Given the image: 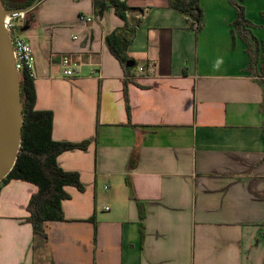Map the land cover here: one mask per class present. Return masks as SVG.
Returning <instances> with one entry per match:
<instances>
[{"label": "crops", "instance_id": "1", "mask_svg": "<svg viewBox=\"0 0 264 264\" xmlns=\"http://www.w3.org/2000/svg\"><path fill=\"white\" fill-rule=\"evenodd\" d=\"M242 3L259 43L253 66L229 0H199L198 32L170 0H127L133 67L107 44L125 25L108 0L29 11L19 29L36 58L35 107L53 112L54 140L90 142L57 158L85 190L66 186L64 219L36 234L37 186L5 184L0 264H264V0ZM140 66L153 72L130 78Z\"/></svg>", "mask_w": 264, "mask_h": 264}, {"label": "trees", "instance_id": "2", "mask_svg": "<svg viewBox=\"0 0 264 264\" xmlns=\"http://www.w3.org/2000/svg\"><path fill=\"white\" fill-rule=\"evenodd\" d=\"M34 0H3L7 8L26 7ZM108 7L115 9V12L124 21L125 25L112 32L106 37L107 44L112 53L125 65L130 59L126 50L131 43L135 25H131L127 17L130 7L127 0H108ZM237 11V19L234 22L236 32L245 38L248 51L251 57V64L256 63L259 53V43L252 33L247 29L250 22L246 18L243 0H229ZM102 12L103 3L96 2ZM173 8L185 14L194 22L199 24L197 32L201 30L203 10L199 0H170ZM32 21L31 12H27L21 28H29L28 24ZM23 26V27H22ZM22 31V30H21ZM21 78V95L24 122L22 126L21 148L18 153L17 161L11 172L0 182L2 187L13 179L23 180L35 184L38 190L31 196L27 210L29 216L27 221L32 223L36 234H43L44 223L46 221L63 220L64 214L62 202L70 198L66 191V186H75L80 191L85 187L81 182L79 173L76 171H66L59 166L58 156L68 150L87 149L89 141L67 142L56 141L52 137L54 114L50 110L36 109V89L35 79L27 71H23ZM125 99L127 102V113L130 116V105L125 87ZM133 158L131 164L134 165Z\"/></svg>", "mask_w": 264, "mask_h": 264}, {"label": "water", "instance_id": "3", "mask_svg": "<svg viewBox=\"0 0 264 264\" xmlns=\"http://www.w3.org/2000/svg\"><path fill=\"white\" fill-rule=\"evenodd\" d=\"M39 2L41 0H34L26 7L7 8L0 0V182L17 161L24 122L21 78L15 65L12 35L4 17L12 13H27ZM126 65L133 67L135 62L129 60Z\"/></svg>", "mask_w": 264, "mask_h": 264}, {"label": "built area", "instance_id": "4", "mask_svg": "<svg viewBox=\"0 0 264 264\" xmlns=\"http://www.w3.org/2000/svg\"><path fill=\"white\" fill-rule=\"evenodd\" d=\"M25 16L26 13L24 12L8 14L4 17V23L12 35L15 65L19 70V74L21 75L23 71H27L30 76L35 77L36 58L33 47L27 37L19 29ZM79 19L81 22L88 24L93 22L94 17L81 14ZM198 26L199 24L195 22L194 27L198 28ZM62 65L65 76H74L75 70L72 68L71 56L67 54L62 55ZM150 72H153V69L140 66L138 71L132 74L130 78H138Z\"/></svg>", "mask_w": 264, "mask_h": 264}]
</instances>
